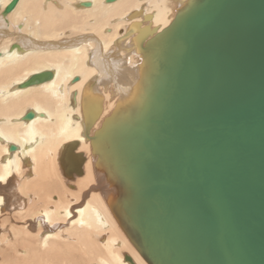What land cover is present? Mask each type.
<instances>
[{
  "label": "bare ground",
  "instance_id": "obj_1",
  "mask_svg": "<svg viewBox=\"0 0 264 264\" xmlns=\"http://www.w3.org/2000/svg\"><path fill=\"white\" fill-rule=\"evenodd\" d=\"M202 1L0 0V264L186 259L185 230L168 250L152 230L150 185L175 30Z\"/></svg>",
  "mask_w": 264,
  "mask_h": 264
},
{
  "label": "water",
  "instance_id": "obj_2",
  "mask_svg": "<svg viewBox=\"0 0 264 264\" xmlns=\"http://www.w3.org/2000/svg\"><path fill=\"white\" fill-rule=\"evenodd\" d=\"M175 32L152 230L167 250L185 230V264H264V0L202 1Z\"/></svg>",
  "mask_w": 264,
  "mask_h": 264
},
{
  "label": "snow or ice",
  "instance_id": "obj_3",
  "mask_svg": "<svg viewBox=\"0 0 264 264\" xmlns=\"http://www.w3.org/2000/svg\"><path fill=\"white\" fill-rule=\"evenodd\" d=\"M14 6V5H13Z\"/></svg>",
  "mask_w": 264,
  "mask_h": 264
}]
</instances>
